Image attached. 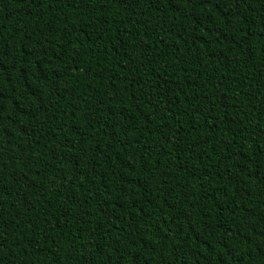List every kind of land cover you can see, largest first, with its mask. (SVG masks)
Returning a JSON list of instances; mask_svg holds the SVG:
<instances>
[{"label": "trees", "instance_id": "trees-1", "mask_svg": "<svg viewBox=\"0 0 264 264\" xmlns=\"http://www.w3.org/2000/svg\"><path fill=\"white\" fill-rule=\"evenodd\" d=\"M0 264H264V0H0Z\"/></svg>", "mask_w": 264, "mask_h": 264}]
</instances>
